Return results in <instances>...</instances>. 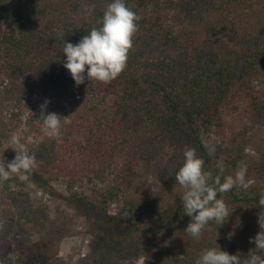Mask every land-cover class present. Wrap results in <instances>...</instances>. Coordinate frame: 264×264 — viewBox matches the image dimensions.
I'll list each match as a JSON object with an SVG mask.
<instances>
[{
  "label": "trees",
  "instance_id": "1",
  "mask_svg": "<svg viewBox=\"0 0 264 264\" xmlns=\"http://www.w3.org/2000/svg\"><path fill=\"white\" fill-rule=\"evenodd\" d=\"M111 2L0 0V158L8 163L16 156L8 148L12 133L35 156L27 180L18 175L0 180L1 257L14 250L20 264L34 259L49 264L51 246L29 238L32 226L61 233L35 209L29 183L44 195L64 197L92 221L93 230L113 217L108 212L112 202L122 198L123 211L136 217L138 211L154 214L159 200L170 194L166 223L176 232L185 225L181 248L187 263L195 264L204 249L218 246L231 255L248 253L264 214L258 203L264 183L223 194L233 212L222 226L209 222L196 240L185 231L191 217L184 214L185 189L177 192L182 187L175 174L187 146L196 149L204 170L213 175L218 161L225 164L224 176H234L244 161L246 179L264 181V150L261 161L252 159L245 139L236 135L227 156L220 148L229 107L243 103L246 117L264 128V0H125L139 17L127 67L110 83L86 79L76 86L63 66L58 33L77 44L91 27L100 26ZM46 99V112L61 116L59 136L43 131L40 105ZM202 138L217 145L215 156L208 155ZM60 184L67 196L55 188ZM122 218L116 220L126 231L129 220ZM136 230L134 224L130 232ZM96 232L97 238L105 235ZM163 263L156 257L152 264Z\"/></svg>",
  "mask_w": 264,
  "mask_h": 264
},
{
  "label": "clouds",
  "instance_id": "2",
  "mask_svg": "<svg viewBox=\"0 0 264 264\" xmlns=\"http://www.w3.org/2000/svg\"><path fill=\"white\" fill-rule=\"evenodd\" d=\"M93 10L90 7L89 14ZM138 20V15L126 5L125 0H112L98 21L100 26L91 27L77 44L65 42L64 34L58 33V38L63 40L62 51L66 55L63 66L70 72L76 86L83 84L86 79L107 84L125 70L133 47V37L138 31ZM48 103L46 99L40 105L43 131L49 137L59 136L61 116L46 112ZM9 143L11 146L8 148H12L16 156L8 163L3 157L0 158V180L8 181L13 175H18L22 181L27 180L35 165V156L30 154L18 134L12 133ZM201 144L209 156L216 155V144L207 138H202ZM215 166L218 174L205 171L204 160L198 156L196 149L186 146L183 164L175 174V181L185 189L182 195L184 214L191 217L185 231L196 240L201 238L209 222L214 221L222 226L233 212L229 211L223 194L234 188L247 189L253 183L246 179L248 169L244 161L238 162L234 176H224L223 161H218ZM218 194L220 198H217ZM258 203L264 209V194H261ZM258 224L260 231L250 238V243H254L255 247L248 250L246 259H242L243 254L240 252L231 255L218 246L204 249L195 264H264V214H259ZM233 235L230 232L227 238L230 240Z\"/></svg>",
  "mask_w": 264,
  "mask_h": 264
},
{
  "label": "rangeland",
  "instance_id": "3",
  "mask_svg": "<svg viewBox=\"0 0 264 264\" xmlns=\"http://www.w3.org/2000/svg\"><path fill=\"white\" fill-rule=\"evenodd\" d=\"M35 100L30 104L36 103ZM28 107H25V112L29 110ZM224 111L225 135L220 139L222 141L220 146L222 152L225 156H227V153L229 154L227 149L233 141L234 135H236L245 139L247 143L246 151L251 158L261 161L264 150V128L246 117L243 103H239L236 107H229ZM25 120L26 117H24V122ZM247 128L249 129L247 130ZM241 133L243 136L240 135ZM35 136L36 134L32 135V137ZM150 181L152 180L150 179ZM250 181L253 183L245 189L247 192L255 184L264 183V181ZM96 183L98 184V182ZM138 186L141 187V185ZM148 186L149 188H155L150 183ZM55 188L61 194L68 195L64 185H56ZM26 189L34 198L35 209H38L43 217L49 219H45V224L49 226L54 223L58 229L57 231L61 232L55 233L49 229L42 230L41 226H32L29 238L34 242H41L42 239H45L51 246L47 256L49 264H152L155 262L156 257H161L164 261L163 264H189L181 248V244L185 241L183 233L185 225L180 226L179 231L176 232L170 229L166 223L169 215V199H172L173 195L169 194L163 197L161 201L159 200L160 205L154 214L138 211L136 217L123 211L125 201L122 198L119 201L110 203L108 212L113 217H105L102 224L94 229L95 232L97 231L96 233H100L101 230L105 233L104 236L99 235L97 238L93 233L92 221L79 214L64 197L44 195L42 190L33 183L27 184ZM149 190L152 189H148L146 193ZM182 190L184 188H178L177 192ZM142 191L146 190L142 189ZM131 192L135 194L137 192L136 188ZM139 193L142 194L141 190H139ZM137 202H140V200L138 199ZM124 216L128 217L129 227L126 231H121L120 224L116 219L123 220L122 217ZM132 224L137 225L140 230L130 232L133 227ZM109 237L115 242V245L112 244L114 246L109 245L110 243L107 241ZM3 242L4 239L0 238V252L2 251ZM17 258V251L11 250L8 257H1L0 254V264H11V262L12 264H20ZM246 258L247 253L243 254L242 259ZM34 260L33 264H39L37 259Z\"/></svg>",
  "mask_w": 264,
  "mask_h": 264
}]
</instances>
